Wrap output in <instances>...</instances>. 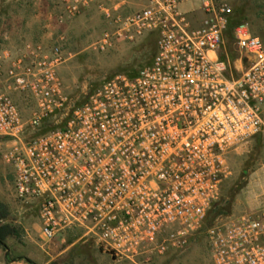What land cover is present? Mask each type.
<instances>
[{
	"label": "built area",
	"instance_id": "built-area-1",
	"mask_svg": "<svg viewBox=\"0 0 264 264\" xmlns=\"http://www.w3.org/2000/svg\"><path fill=\"white\" fill-rule=\"evenodd\" d=\"M59 4L60 21L90 5L99 11L100 51L153 44L135 73H114L76 105L57 71L61 43L48 54L26 44L0 56V137L13 142L3 158L41 237L78 231L135 261L182 250L203 230L208 264H264V206L207 224L230 153L264 136L262 40L243 21L231 30L234 55L226 51L228 0ZM16 93L31 101L27 118Z\"/></svg>",
	"mask_w": 264,
	"mask_h": 264
},
{
	"label": "rangeland",
	"instance_id": "rangeland-1",
	"mask_svg": "<svg viewBox=\"0 0 264 264\" xmlns=\"http://www.w3.org/2000/svg\"><path fill=\"white\" fill-rule=\"evenodd\" d=\"M234 9L232 22L244 21L254 34L264 32V21L253 16L260 8L258 0H229ZM185 8V7H184ZM58 0H0V56L23 53L24 45H39L48 54L55 43L62 44L63 61L57 71L65 91L76 105L104 79L121 70L138 68L150 56L151 37L139 43L118 41L100 51L95 41L105 23L90 5L80 14L59 20ZM264 43V34L259 33ZM225 49L233 56L235 47L225 37ZM3 67L7 63H3ZM25 117H29L31 101L27 95L14 94ZM58 117V116H57ZM55 117L45 121L44 128L54 126ZM38 132V131H37ZM12 141L0 137V202L6 209L1 223L10 224L15 234L7 235L0 246V264H208L205 232L182 250L152 254L149 259L135 261L114 256L91 238H80L70 232L51 241L41 237L36 212L30 204L13 195V167L4 161L3 153ZM264 206V136L248 141L231 152L228 173L221 184L220 197L213 207L215 217L207 221H227ZM214 214V213H211ZM8 259V260H7Z\"/></svg>",
	"mask_w": 264,
	"mask_h": 264
},
{
	"label": "trees",
	"instance_id": "trees-1",
	"mask_svg": "<svg viewBox=\"0 0 264 264\" xmlns=\"http://www.w3.org/2000/svg\"><path fill=\"white\" fill-rule=\"evenodd\" d=\"M233 13H234V9H233L232 14L230 16L228 30L226 31V34H225V37H226L227 40L232 39V37H231V30L233 29V27L235 25H237V24L240 23V22H238V23H233L232 22ZM241 22H243V21H241ZM138 68L133 69L131 71L130 70H124V71H129L131 73H135ZM211 213H214V214H211ZM6 214H7L6 209L4 208V205L0 202V221L6 216ZM216 214H217V212H215V211L213 212V208H212L209 211V213H208L207 221L208 220H211V218L215 217ZM15 232H16V230L10 224H8V223H1L0 224V246H2L4 244V239H5V237L7 235L15 234Z\"/></svg>",
	"mask_w": 264,
	"mask_h": 264
},
{
	"label": "crops",
	"instance_id": "crops-1",
	"mask_svg": "<svg viewBox=\"0 0 264 264\" xmlns=\"http://www.w3.org/2000/svg\"><path fill=\"white\" fill-rule=\"evenodd\" d=\"M229 1V0H228ZM58 2H59V0H58ZM258 2H260V8L256 11V15L255 16H253V17H255V18H258L259 20H263L264 21V0H258ZM187 8V6L186 5H184L183 6V8ZM198 15H201V13L200 12H198ZM263 25H264V23H263ZM259 33H260V35L261 34H264V32L263 31H257L256 32V34L255 35H259ZM254 34V33H253ZM259 38H260V36H258ZM261 39V38H260ZM263 42V41H262ZM264 44V43H263ZM8 260V259H7ZM14 263V261H11V262H9L8 264H13Z\"/></svg>",
	"mask_w": 264,
	"mask_h": 264
}]
</instances>
